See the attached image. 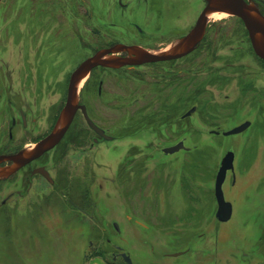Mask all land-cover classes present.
I'll list each match as a JSON object with an SVG mask.
<instances>
[{"label": "rangeland", "instance_id": "obj_1", "mask_svg": "<svg viewBox=\"0 0 264 264\" xmlns=\"http://www.w3.org/2000/svg\"><path fill=\"white\" fill-rule=\"evenodd\" d=\"M15 1H17L16 4ZM92 1L94 10L92 35L88 36L84 22L76 21L74 43L71 40L66 41L61 47L60 69L41 70L44 72L41 79L37 55L32 49H30L29 62L25 66L24 63L14 68V79L21 77L28 85L27 96L38 95V90L43 83L44 94L42 93V101L39 104L41 111H52L53 87L50 86L49 93L45 91L47 86L56 79L60 81V106L64 105L71 72L91 53V48L94 50L104 42L103 31L108 30L112 34L125 36L127 30H135L130 22L131 19H121V17L117 27L107 28L106 24L99 19L104 0ZM184 1L189 7L184 6L183 10L187 8V13H190L196 5L198 6L196 11L199 14L203 6L202 0ZM6 2V0L0 2V28L10 20V18L1 17L3 11L8 9L5 6ZM35 2L37 0L33 1ZM23 3L24 1L21 0H12L10 3L15 11L12 14L16 18L27 15L28 21L18 18L20 20L16 21L17 23L12 22V30L16 33L26 29V31L29 30L28 32L39 31L37 13L31 11V8L35 9L36 6H27L25 3L21 5ZM194 16L189 18V22H192ZM236 21L239 22L229 14L220 18L215 16L208 19V24L211 25L208 31L212 34L214 32H232L233 34L236 30L233 26ZM61 26L63 31L64 25ZM146 26L145 33L149 35L152 28L148 27L150 26L148 22ZM176 33L181 32L177 29L173 34ZM1 49L4 50V47ZM255 60L254 57L253 70H259ZM1 72L4 73V70ZM86 78L82 84L81 101L87 103L94 117H97L110 132L112 131L110 134L117 136V126L120 125V118L123 115L121 98L117 96L119 93H134V83L128 81L119 84V81L108 78L102 95H99L95 83L86 86ZM14 88L18 90L21 86L15 85ZM226 93L229 92H224V95L220 96V101L223 102L220 106L227 109L218 119L233 124L242 118L240 115L244 109L243 103H239L238 112L230 113V103L233 101L230 103L226 101ZM189 104L192 105V103ZM135 107L138 109V106L130 108V114ZM126 112L129 113L128 108ZM47 115L39 119L38 123L32 122L34 125L28 126L27 129L17 126L14 131L16 135L14 144L23 146L28 143L25 146L28 147L37 138L43 136V133L50 128L52 120L47 118ZM196 116L190 119L193 130L189 129L185 133L181 125L163 130L162 135H156L151 131L143 133L142 138L146 142L154 140L157 148L141 150L140 157H150L151 153L152 158L171 160L175 165L176 162L186 158L196 161L197 146L203 147L206 152V165L211 168V173H206L207 177L203 184L206 194L204 198L200 199L196 182H191L194 191L189 193L186 199L182 184L177 182L173 185L169 181L171 184L161 185L165 187L160 189V197H151L147 189L142 188L146 193L141 192V204H136L132 195L122 194L119 191L120 183L117 181V171L123 158L120 156L125 152L120 149V145L126 143V139L106 142L99 150H85L75 149L72 146L65 148L64 143L68 142L67 136L59 148L49 153L48 169L55 181L54 184L39 175H33L32 188L26 192L27 189L19 180L27 173L25 169L9 179L10 183L13 182V186L9 184L10 187L1 198L16 188L20 189L21 194L14 193L7 204L0 207V264H85L90 255L96 254H101L108 261L117 264H264V184L262 187L261 183H257L260 191L257 190L252 194L249 192L251 182H248L249 179L259 180L260 175L264 173L262 158L261 160L258 158L255 162L256 165L254 164L249 179L243 177L245 173L240 174L239 189L231 187L229 176L223 185L226 198L234 203V211L228 221H218L215 210L210 209L213 206L210 190L212 188L214 190L212 171L216 172V167L224 154L234 145L241 152V149L249 143H253L254 146L255 144L264 146V130L255 133L256 131L250 129L245 133L231 136L214 135L208 132L197 133L195 128L198 122L204 128L210 127L213 118L204 114L196 120L194 118ZM7 123L8 119L0 118L1 143L8 137V130L5 128ZM76 126L77 128L87 127L83 116L77 119ZM142 138H138L137 141L144 142ZM181 138H185V145L189 147V151L181 150L167 155L158 148L162 145L174 144ZM1 145L0 152L8 151L7 147ZM95 158H97L96 161ZM98 162L101 163L100 166L95 165ZM89 164H94L96 173L91 175L87 172ZM131 183L129 188L132 187ZM99 184L103 187L99 188ZM148 188L151 192L153 191L151 184ZM167 190H170V195L164 198L163 194ZM90 198L97 202L92 218L80 212L72 204L81 203L80 205L90 213L92 209L89 203ZM129 207L135 209V215ZM127 214L137 217L138 222L133 219L127 224ZM115 222L116 224L118 222L119 228L114 225ZM121 252L130 258L131 263L122 259ZM177 253L180 254L174 255Z\"/></svg>", "mask_w": 264, "mask_h": 264}, {"label": "flooded vegetation", "instance_id": "obj_2", "mask_svg": "<svg viewBox=\"0 0 264 264\" xmlns=\"http://www.w3.org/2000/svg\"><path fill=\"white\" fill-rule=\"evenodd\" d=\"M2 1L3 0H0V2ZM6 1L5 6L8 7V9L3 11L1 17L3 19L10 18V20L0 28V104H3L0 105V118L8 119L7 126H5L8 130V137L5 139V142H0V145L2 144V147H7L8 151H1L0 154L14 153L27 146L28 143L23 146L17 143L14 144L16 141L15 129H17V126H22V128L27 129L28 126L34 125L33 123L44 118L45 114H48L47 118L52 119L50 128L43 133V136L31 143V145L34 146L48 135L55 127L67 100L66 96L65 103L61 107L60 81L56 79L51 85L47 86V90L45 91V93H47V91L49 93L50 86L53 87L54 103L52 111H41L39 104L42 101V93L44 94L43 83L38 90V95L27 96L26 87L28 85H26L21 77H16L17 79H14V68L24 63L25 66L26 63L29 62L28 58L31 54L30 49H32L37 55L36 60H38V69H40L39 75L41 79L44 76V72H41V70L60 69L61 47L65 45L66 41L69 42L71 40L74 43L76 21L86 24L85 28L89 34L88 36L91 37L92 21L94 17L92 0H37L35 3H33L34 0H21L24 1L27 6H36L35 9L34 7L31 8V11L37 13V21L40 26L37 32H28L29 30L26 31V29L23 32L16 33L12 30V22L17 23L16 21L20 20L18 19L20 17L28 22L26 20L27 15L16 18V16L12 14L15 12L13 5H10L12 0ZM250 1L256 3L264 14V0ZM16 2L17 1H15V4ZM24 3L21 5H24ZM202 3L203 6L198 14V11H196L198 10V6L196 5H194L190 13H187L189 5L184 0H104L99 19L106 24L107 28L117 27L119 17H121V19H131L130 22L135 30H127L126 34L122 31L125 36L123 34H112L108 30L103 31L104 36L102 34V39L104 42L94 50L91 48V53L81 60L73 71L84 60L98 51L114 48L118 44L136 46L155 54H161L171 50V48L196 25L199 15L206 5V1L202 0ZM184 6H187V8L183 10L182 8ZM114 8H116V10ZM26 11H28V9ZM193 16L195 18L192 19V22H189V18ZM230 16L239 20V22L236 21L233 25L236 29L235 33L214 32L212 34L208 31V27L211 25L207 24L205 34L195 48L181 57L125 64L119 67L105 65L93 67L86 78V86L95 83L98 87L99 95H102L108 78L119 81V84L128 81L134 83V93H119L117 96L121 98L123 108L120 125L117 126V136L110 134L112 131L110 132L97 117H94L87 103L81 101V87L79 105L86 106L89 117L97 126L104 130L107 137L96 132L89 125L83 110L79 108L76 111L69 129L57 145L40 157L27 163L11 176L0 178V207L7 204L14 193L21 194L20 189L16 188L14 191H9L4 198H1L5 191L10 186H13V182L10 183L9 179L23 169H25L24 171L27 173L19 180L21 185H24L25 189H27L26 192H29L32 188L33 175H39L51 184H54L55 181L48 169L50 163L48 159L50 157L49 153L59 148L67 136L68 142L65 141V148L72 146V148L75 149L85 150H99L106 142L114 140L123 141L126 139V143L120 145V149L125 150V152L120 156L123 158L122 161H120V168L117 171V181L120 183L119 191L122 194L132 195L136 204H141L140 194L142 191L146 193L145 189H147V193L151 197H160V189L165 187L161 185L164 183H172L174 185L180 182L182 184L181 187L185 190L187 199L189 193H193L194 191L191 182H196L199 184H196V186L200 199L204 198L206 194L203 184L207 177L206 173H211V168L206 165V152L203 147L200 148L197 146L198 152L196 161L186 158L185 160L176 162L174 165L171 160L166 161L152 158L151 153L150 157H140V155H142L140 152L141 150H152L157 148L155 147L157 143L154 140L146 142V140L142 138L144 137L142 135L147 131H151L156 135H162L163 130L175 125H181L182 131L184 133L188 132L189 129L193 130L190 119L197 114L198 115L194 117L196 120H199L204 114L205 116L207 115L213 118L210 127L204 128L200 126L198 122L195 128L197 133L208 132L214 135L223 134L224 136H231L245 133L250 129L256 131L255 133H260L264 130V60L256 54L244 21L236 15ZM146 22L150 24L148 27L152 28V32L149 35L145 33L147 27ZM61 25H64L63 31H61ZM177 29L180 30L181 33L173 34ZM169 36L171 37L169 38ZM175 41L176 43H174ZM2 47H4V50L1 49ZM108 54L109 57L114 59L130 57V53L127 50H114ZM254 57L256 58L255 63L259 70H253ZM1 70H4V73H2ZM71 74L69 76L68 85ZM15 85L21 86V88L17 90L14 88ZM227 91L230 94H225L226 101H229V103L233 101L230 103V113L238 112L239 103H243L244 108L240 115L242 118L233 124L218 119L227 109L220 106L223 103L220 101V96L224 95V92ZM232 97H234L233 100H231ZM189 103H192V105L190 106ZM160 104L161 107L158 108ZM134 106H138V109L135 107V110L130 114V108ZM126 108H128L129 113L126 112ZM82 116L87 127L77 128V119ZM244 123L247 124V127L243 131L236 134L225 135V132ZM146 126L148 127L145 128ZM138 138H142L144 142L139 143L137 141ZM181 141L184 143V147L187 148L181 150L189 151V147L185 145V138H181L174 144L162 145L158 148H160V151L164 154L170 155L165 153L164 150L168 147L177 145ZM252 144L253 143H249L242 148V152L235 145L230 147L216 167V172L212 171L214 190L213 188L210 190L213 197V206H211L210 209L215 210V217L218 221L220 220L217 218L219 204L216 197V182L222 160L228 152L231 151L233 153V164L226 173L223 185L227 182L229 176L231 187L237 188L240 182V174L245 173L246 175L243 177L249 179V174L253 171L252 168L254 164L256 165L255 162L258 158H260V160L262 158L264 163V146L260 147L259 145L255 144L254 146ZM94 160L96 161L97 158ZM7 163H2L0 165H5ZM99 164L101 165L100 162L97 164L95 163V165L100 166ZM93 167L94 164H89V170L87 169V172L91 173V175L96 173ZM40 168H44L49 173L50 177L48 178L40 172H36V170ZM169 181H171V183ZM130 182H132L131 188H129ZM248 182H251L249 192L252 194L256 193V191L259 190L257 183H261L263 187L264 173L260 175L259 180L252 181L249 179ZM9 184L11 185L9 186ZM150 184L153 190L152 192L148 188ZM102 187L103 185L99 184V188ZM144 187L145 189L143 190L142 188ZM163 195L165 196L164 198H167L170 195V190H167ZM224 196L226 201L231 203L233 213L234 203L226 198L225 192ZM89 203L92 206V209L90 208V213L87 212L85 207L80 205L81 203L76 202L72 204L80 212L92 218L97 202L90 198ZM202 207L204 209L203 203ZM129 208L135 215V209L133 207ZM133 219L137 220L136 222L139 220L137 217L134 218V216L132 217L130 214L126 215L127 224ZM97 224L99 225V223ZM117 224L116 222L114 223L115 226ZM118 225L116 226L117 228H119ZM123 254L124 252H121L120 256L125 260Z\"/></svg>", "mask_w": 264, "mask_h": 264}, {"label": "water", "instance_id": "obj_3", "mask_svg": "<svg viewBox=\"0 0 264 264\" xmlns=\"http://www.w3.org/2000/svg\"><path fill=\"white\" fill-rule=\"evenodd\" d=\"M206 5L199 15L196 25L191 31L184 36L179 42L171 48V50L163 52L161 54H155L146 51L136 46H128L118 44L114 48L103 49L98 51L91 57L84 60L71 74L66 103L60 113V116L56 122L53 130L37 142L34 146H28L14 153L0 154V178H7L21 169L27 163L40 157L42 154L52 149L57 145L65 133L69 129L76 111L81 108L89 125L98 133L104 135V130L97 126L94 121L89 117L86 106L79 105L80 89L83 84L84 78L90 73L91 69L97 65L114 66L119 67L125 64L142 63L147 61L164 60L170 58L181 57L190 51H192L197 43L202 39L206 32L208 19L210 15L215 12H225L231 15L240 17L249 32V36L252 42V46L256 54L264 60V14L256 3L250 0H205ZM113 49V50H112ZM114 50H127L130 53V57L123 59H114L109 57V52ZM135 55V56H132ZM247 127L244 123L237 126L230 131L225 132V135L236 134L243 131ZM181 149H187L184 147V143L181 141L177 145L168 147L164 150L165 153L172 154ZM233 164V153L230 151L226 154L222 160V165L218 173L216 182V197L219 204V210L217 212V218L220 221H228L232 217L231 203L226 201L222 185L226 178L228 169ZM36 172H40L46 177H50L49 173L44 169H37ZM117 226V225H116ZM180 253L174 254L178 255ZM125 261L131 263L130 258L123 254Z\"/></svg>", "mask_w": 264, "mask_h": 264}, {"label": "crops", "instance_id": "obj_4", "mask_svg": "<svg viewBox=\"0 0 264 264\" xmlns=\"http://www.w3.org/2000/svg\"><path fill=\"white\" fill-rule=\"evenodd\" d=\"M85 264H117V263L108 261L101 254H96V255H90L88 261Z\"/></svg>", "mask_w": 264, "mask_h": 264}, {"label": "bare ground", "instance_id": "obj_5", "mask_svg": "<svg viewBox=\"0 0 264 264\" xmlns=\"http://www.w3.org/2000/svg\"><path fill=\"white\" fill-rule=\"evenodd\" d=\"M227 14L231 15L230 13H225V12H215L212 15H210L209 20L214 18L215 16L220 18V17L227 16Z\"/></svg>", "mask_w": 264, "mask_h": 264}]
</instances>
